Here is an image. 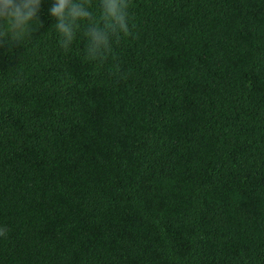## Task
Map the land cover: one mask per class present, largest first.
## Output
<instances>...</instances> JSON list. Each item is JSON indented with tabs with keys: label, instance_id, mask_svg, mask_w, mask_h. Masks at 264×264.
Wrapping results in <instances>:
<instances>
[{
	"label": "trees",
	"instance_id": "16d2710c",
	"mask_svg": "<svg viewBox=\"0 0 264 264\" xmlns=\"http://www.w3.org/2000/svg\"><path fill=\"white\" fill-rule=\"evenodd\" d=\"M51 3L0 48V264H264V0H130L103 63Z\"/></svg>",
	"mask_w": 264,
	"mask_h": 264
},
{
	"label": "clouds",
	"instance_id": "9594fccd",
	"mask_svg": "<svg viewBox=\"0 0 264 264\" xmlns=\"http://www.w3.org/2000/svg\"><path fill=\"white\" fill-rule=\"evenodd\" d=\"M90 0H52L48 15L55 20L59 44L68 51L81 21H87L84 31L87 40L86 58L103 63L113 50V43L132 35L129 23L130 0H100V15L89 10ZM43 0H0V48L26 45L40 20ZM34 21H40L35 25ZM0 229V236H6Z\"/></svg>",
	"mask_w": 264,
	"mask_h": 264
}]
</instances>
